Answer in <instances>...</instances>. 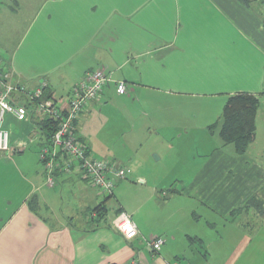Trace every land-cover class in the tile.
Returning <instances> with one entry per match:
<instances>
[{
	"label": "crops",
	"instance_id": "1",
	"mask_svg": "<svg viewBox=\"0 0 264 264\" xmlns=\"http://www.w3.org/2000/svg\"><path fill=\"white\" fill-rule=\"evenodd\" d=\"M0 59L11 84L33 89L47 82L46 95L63 109L88 72H106L103 92L75 124L93 158L120 166L125 157L123 149L100 151L80 135L95 118L132 145L148 138L174 146V116H186V134L199 131L184 165L193 176L174 189L177 198L161 202L159 187L147 183L135 207L115 211L128 210L137 224L138 236L126 240L108 218L109 199L121 203L122 180L106 198L78 167L58 174L54 187L44 168L28 180L12 160L32 145L40 151L45 118L8 117L11 150L0 152V264H264L260 111L245 155L209 135L207 119L193 123L212 111L202 100L226 104L250 93L264 103V0H0ZM120 82L125 94L117 92ZM208 137L219 144L205 148ZM138 170L147 179L142 165ZM20 178L25 189L17 198ZM102 204L101 218L94 210ZM156 236L165 241L157 253L147 243Z\"/></svg>",
	"mask_w": 264,
	"mask_h": 264
},
{
	"label": "built area",
	"instance_id": "2",
	"mask_svg": "<svg viewBox=\"0 0 264 264\" xmlns=\"http://www.w3.org/2000/svg\"><path fill=\"white\" fill-rule=\"evenodd\" d=\"M1 62L0 59V152L8 153L11 150V130L5 126L8 117L11 116L19 122L30 119L34 114L41 118H51L57 125L52 146L42 147L40 150V160L48 171V185L53 187L56 184V171L70 174L78 167L90 184L104 194H112L115 181L127 179L131 169L94 159L87 146L75 134V124L81 114L89 103L103 92L105 84L109 81L106 72L102 69L88 72L73 88L68 108L63 109L53 99L41 101L48 87L47 82H42L39 87L33 89L23 85L14 86L9 82V74L2 71ZM17 92L27 101L21 102L16 97ZM117 92H127L124 82L118 83ZM28 102L32 104L28 105ZM116 227L126 240H133L139 234L132 216L125 212L117 216ZM147 243L153 252L157 253L165 241L155 237L150 238Z\"/></svg>",
	"mask_w": 264,
	"mask_h": 264
},
{
	"label": "rangeland",
	"instance_id": "3",
	"mask_svg": "<svg viewBox=\"0 0 264 264\" xmlns=\"http://www.w3.org/2000/svg\"><path fill=\"white\" fill-rule=\"evenodd\" d=\"M202 101H205L207 103L205 105L207 109L209 110L212 109V111L210 114L207 113V114H199L198 116H193L195 117V119H197L193 121V123L194 122H196L197 124L205 123L207 119V121L211 123V125L209 126L208 134L210 135L211 133H214L213 138L215 139L218 138V142H220L221 140L219 137V129L221 125V118L223 115L225 104H223V102L219 103L216 101L214 102L208 100H202ZM115 102L118 103V100H116ZM110 106L116 107V105L112 103ZM259 111L260 113L258 116V121L260 124V130H258L259 145H257L258 146L257 149L258 152L259 151L264 152V103H262ZM113 114L114 113H111L110 115L107 116V118L109 117L110 118L109 122L115 124L118 121L116 119L117 116ZM101 118L103 117L101 116ZM174 118L176 121L175 123L176 127L173 131L170 132V135L172 137L171 141H173L174 146H172V144H169L167 146L161 142L158 143L154 140H148V138H142L141 139L142 141H139L135 145H132L128 141L122 142L120 141L119 138V132L117 133L113 127L105 128V123L102 121V119H98V118H95L93 121H91L80 134L83 137L87 138L88 142H90L92 147L96 146L95 148L100 149V151H104L103 149H105V151H111V153L118 154L120 150L123 149L125 157L123 158V160H120L123 163L120 165V167H127V168L129 167L132 170V174L128 175V178L122 180L119 184V185H123V188L121 189V203L119 204L118 198L116 196L111 197L109 199V205H110L109 206L110 213L108 215L109 220L116 219L118 214L116 215L115 211L119 207L123 206V204H125L130 209L135 207L138 201V197L139 200L142 199L143 190H141V188L142 186H145L147 183H148L147 186L157 185L159 187V193H160L159 196L161 198V202H168L171 200V198H177L175 197V194L178 192L175 190L177 189L182 190V187H184L186 183L188 184L189 181L191 180V177L193 176V170L192 169L190 170L189 168L186 169L184 167V165H186L185 158H188V156L186 155L187 152L190 153L192 152L193 149L198 148L195 145H192L193 143L192 139L194 135L199 134V131L197 129L195 130L191 129L189 130V133L186 134L184 128L180 127L181 124H184L187 127L186 116H181V118L180 116H174ZM8 125H9V121L7 119L5 126ZM35 138L33 140H35ZM211 138L212 137H208L207 144H202L206 146L205 148H211L219 144L217 142L216 144H211L212 142H209V140L212 141ZM200 150L202 149H198V151ZM17 155H21L23 159H21L19 156L13 159L12 161H14L15 166L19 167L17 169L20 170L28 180H30L32 177L31 173H34L35 171L40 173L43 172L44 167L39 159V152H37V148L35 145H32L30 148L25 149L23 153ZM108 156L111 155L108 154ZM131 158L134 159L135 161L137 160V162L132 163L133 167L130 165ZM95 159L101 160L98 158ZM103 160H106V162L112 164V162H110L112 158H106ZM143 160L148 161L147 162L148 166L146 164H140ZM115 165L118 164L115 163ZM141 165H142V171H144V174L146 173L147 179L146 178L140 179L139 177H137L136 174H134L136 173L135 172L136 170L140 171L138 170V168H140ZM23 183L24 181L21 178L16 180L15 187H16L17 198H18V194L21 193L23 189H25ZM116 187L117 185L115 184L114 189ZM109 195L110 194H104L103 196L106 198ZM127 211L128 210H126L125 213L131 216V214H129ZM207 233H211V231H208ZM156 238H162V236H156Z\"/></svg>",
	"mask_w": 264,
	"mask_h": 264
},
{
	"label": "trees",
	"instance_id": "4",
	"mask_svg": "<svg viewBox=\"0 0 264 264\" xmlns=\"http://www.w3.org/2000/svg\"><path fill=\"white\" fill-rule=\"evenodd\" d=\"M16 97L20 99L21 102L27 101L24 100L22 98V95L18 92L16 94ZM48 99H51V97L47 96L45 93L41 101H45ZM27 104L31 105L32 103L28 102ZM260 106H261L260 96L250 93H238L232 95L228 98L224 106V111L221 118V125L219 129V136L225 146H229V145L232 146L239 155H245L249 146L256 139L257 114L260 109ZM41 124L42 125L40 127V131L42 133V142H43L41 148L51 147L52 138L57 129L56 122H54V120H52L51 118H45L41 121ZM1 153H5V152H1ZM39 159H40V151H39ZM42 164L45 169L46 182H47L48 171L46 169L45 164L44 163ZM58 174H64V173H59L58 171H56L54 175L55 180ZM33 201H37V198L33 197L31 203ZM94 212L98 215V217L102 218L106 215L107 210L102 204L96 207Z\"/></svg>",
	"mask_w": 264,
	"mask_h": 264
}]
</instances>
